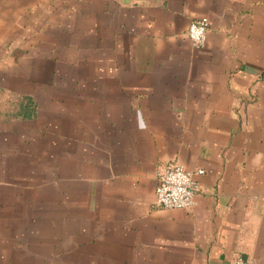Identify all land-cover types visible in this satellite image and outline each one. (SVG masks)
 <instances>
[{"label": "crops", "instance_id": "crops-1", "mask_svg": "<svg viewBox=\"0 0 264 264\" xmlns=\"http://www.w3.org/2000/svg\"><path fill=\"white\" fill-rule=\"evenodd\" d=\"M169 164L204 171L194 208L155 204ZM239 257L264 264V0H0V264Z\"/></svg>", "mask_w": 264, "mask_h": 264}, {"label": "built area", "instance_id": "built-area-1", "mask_svg": "<svg viewBox=\"0 0 264 264\" xmlns=\"http://www.w3.org/2000/svg\"><path fill=\"white\" fill-rule=\"evenodd\" d=\"M210 25V20L207 17L195 20L190 24L187 35L195 48L202 49L206 46ZM203 174V170L190 172L177 164L165 166L158 174L155 204L167 210L194 208L199 191L195 176ZM231 264H253V262L239 257Z\"/></svg>", "mask_w": 264, "mask_h": 264}]
</instances>
